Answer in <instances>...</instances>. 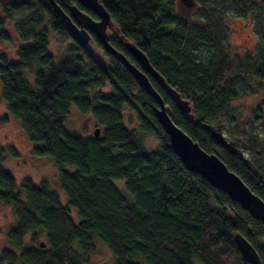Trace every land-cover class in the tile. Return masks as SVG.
Masks as SVG:
<instances>
[{"label": "trees", "instance_id": "1", "mask_svg": "<svg viewBox=\"0 0 264 264\" xmlns=\"http://www.w3.org/2000/svg\"><path fill=\"white\" fill-rule=\"evenodd\" d=\"M174 1L98 0L112 20L110 44L137 67L122 42L143 52L164 82L192 106L191 115H182L161 84L149 79L171 120L264 201V140L240 131L239 145L248 144L253 157L242 161L218 147L201 127L220 128L240 90H251L252 79L264 83V38L255 57L231 56L222 45L226 11L246 16L253 8L245 0L241 7L239 0H200L196 17L203 26H187L176 19ZM224 1L234 7L221 8ZM73 4L75 0H0V45L11 42L6 21L28 10L17 22L21 44L16 59L8 61L0 50L1 98L7 115L32 144L31 153L49 157L56 166L66 196L62 205L45 181L22 179L16 186L2 167L16 152L0 147V203L11 207L15 217L0 264H88L96 242L109 250L115 264H248L233 244L235 232L264 264V226L182 166L153 115L155 101L116 58L103 51L108 58L103 63L75 41L57 60L49 53L44 25L71 38L55 6L67 13ZM91 41L100 46L94 35ZM25 74L32 75L31 83ZM104 86L108 93L99 91ZM72 106L92 118L98 137L66 128ZM124 111L135 117L139 132L154 137L156 150L147 151L139 133L124 125ZM255 113L259 119V108ZM7 121L0 116V123ZM114 181H123L126 194Z\"/></svg>", "mask_w": 264, "mask_h": 264}, {"label": "rangeland", "instance_id": "2", "mask_svg": "<svg viewBox=\"0 0 264 264\" xmlns=\"http://www.w3.org/2000/svg\"><path fill=\"white\" fill-rule=\"evenodd\" d=\"M223 18L227 34L223 41V46L228 51L242 50L258 54L264 38V3L252 9L246 16H238L232 11H226ZM28 14L27 9L15 12L11 20L6 21V29L11 35V42L0 45V50L5 51L6 59L14 61L16 59V46L21 44L17 37V22ZM48 38V51L57 60L67 49L73 48L75 42L64 35L53 32L47 25H44ZM259 48V49H258ZM88 51L103 63L108 62V58L100 47L93 44L87 47ZM258 50V51H257ZM257 51V52H256ZM254 60V59H252ZM29 83L32 82V75L25 74ZM252 87L249 90L244 87L240 90L242 94L234 99L230 104V112L220 126L223 136L229 141H237V148L248 160H252V153L248 144L239 145V133L245 132L246 136H254L257 140H264V83L257 79H252L249 83ZM101 93H108L109 89L104 86L99 89ZM259 108L260 117L257 118L255 110ZM0 116H7L8 121L0 123V147L11 146L16 152V156L7 159L3 164V169L11 175L15 185L18 186L22 179H29L33 183L45 181L49 188L58 194L59 202L66 204V196L62 192L58 183V171L49 157H38L31 153L32 144L21 132L17 120L7 115L5 103L0 95ZM124 125L128 129H134L139 133L147 151L156 150L158 142L152 135L139 132L136 119L129 112L124 111ZM65 126L68 130L77 132L80 135H92L95 128L94 121L90 116H84L74 107H70L65 117ZM244 141V140H243ZM246 142V140H245ZM247 143V142H246ZM264 160V156L262 157ZM64 169L71 171L72 167L65 166ZM119 190L126 194L123 181H114ZM69 215L74 223H78L79 218L73 208H68ZM15 222V217L11 207L0 203V251L9 248L6 232ZM42 241V240H38ZM88 264H115L109 250L100 242H96V252L87 256ZM199 264V263H198Z\"/></svg>", "mask_w": 264, "mask_h": 264}, {"label": "water", "instance_id": "3", "mask_svg": "<svg viewBox=\"0 0 264 264\" xmlns=\"http://www.w3.org/2000/svg\"><path fill=\"white\" fill-rule=\"evenodd\" d=\"M75 1L76 4L70 5L67 13L55 6L56 12L66 23L72 40L83 47H88L92 44L90 34L94 35L101 49L107 55L116 58L132 76L138 87L155 101L156 106L153 109V115L166 133L171 149L182 166L189 172L203 178L212 188L223 192L230 201L237 203L252 219L259 221L264 226V201L251 192L245 183L234 172L230 171L217 155L203 150L196 141L171 120L167 106L153 88L149 79L161 84L162 88L168 93L171 102L182 115L192 114L190 102L182 98L175 89L164 82L159 73L150 65L143 52L133 43L124 40L122 45L127 55L139 67L110 44L107 29L112 28V20L98 0ZM180 1L186 6L191 5L190 0ZM88 12L96 19H93ZM201 127L210 132L218 147L242 161L246 160L235 144L223 136L219 127H208L204 124H201ZM92 134L94 137H98L100 134L99 127H95ZM232 240L244 262L261 264L257 252L243 236L235 232L232 234ZM40 246L42 247L43 244L41 243Z\"/></svg>", "mask_w": 264, "mask_h": 264}, {"label": "flooded vegetation", "instance_id": "4", "mask_svg": "<svg viewBox=\"0 0 264 264\" xmlns=\"http://www.w3.org/2000/svg\"><path fill=\"white\" fill-rule=\"evenodd\" d=\"M245 1H246V7L253 8V9L259 7L260 3H264V0H254L253 2H249L248 0H245ZM190 3H191L190 6H186L180 0H175L174 1L173 12H174V15H175L176 19L180 23H182L184 25H187V26L188 25H191V26L192 25L193 26H203L204 21H200L196 17V15H197L200 7H201L200 0H190ZM237 3L239 5V7H241L243 5L241 0H239V2H237ZM220 6L223 9H228V8H231L233 6V2L228 4L227 1H224V2H222V4ZM88 14H89V12H88ZM89 15L91 16V14H89ZM91 17L93 19H96L94 16H91ZM110 31L111 30L108 28L107 29V33H109ZM226 32H227V29H226ZM90 35H92V34H90ZM227 52L229 53V55L237 56V57H246V56L249 57V56H254L255 55V54H252L250 52H245V51H242V50H239V52L238 51H234V50L233 51H228L227 50Z\"/></svg>", "mask_w": 264, "mask_h": 264}]
</instances>
